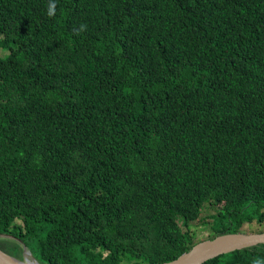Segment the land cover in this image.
<instances>
[{
    "label": "trees",
    "instance_id": "16d2710c",
    "mask_svg": "<svg viewBox=\"0 0 264 264\" xmlns=\"http://www.w3.org/2000/svg\"><path fill=\"white\" fill-rule=\"evenodd\" d=\"M48 3L0 0V249L159 264L204 204L205 239L262 222L264 0Z\"/></svg>",
    "mask_w": 264,
    "mask_h": 264
},
{
    "label": "water",
    "instance_id": "95a60500",
    "mask_svg": "<svg viewBox=\"0 0 264 264\" xmlns=\"http://www.w3.org/2000/svg\"><path fill=\"white\" fill-rule=\"evenodd\" d=\"M264 243V231L230 232L215 235L193 244L191 248L181 252L172 260L159 264H201L204 261L233 250H240ZM0 264H41L30 251L23 248L22 258H16L0 249Z\"/></svg>",
    "mask_w": 264,
    "mask_h": 264
},
{
    "label": "rangeland",
    "instance_id": "374dc122",
    "mask_svg": "<svg viewBox=\"0 0 264 264\" xmlns=\"http://www.w3.org/2000/svg\"><path fill=\"white\" fill-rule=\"evenodd\" d=\"M6 54L5 51L0 50L1 58L6 56ZM213 212V207L204 204L195 220L188 222L187 226H183L180 222V227L182 230L186 229L190 232L194 241L205 239L211 234L209 224L211 221L210 214ZM261 230L264 231V220L260 223H243V225L238 228V231L240 232H258Z\"/></svg>",
    "mask_w": 264,
    "mask_h": 264
},
{
    "label": "clouds",
    "instance_id": "9594fccd",
    "mask_svg": "<svg viewBox=\"0 0 264 264\" xmlns=\"http://www.w3.org/2000/svg\"><path fill=\"white\" fill-rule=\"evenodd\" d=\"M56 8H57V3H56V0H49V3H48V8H47V15L49 18H52L56 15ZM87 30V24L85 23H81L79 25L78 28H74L73 29V32L76 34V35H79L80 33L84 32ZM199 215V214H198ZM262 231V230H261ZM261 231H258V232H261ZM237 232H240V231H237ZM245 233V232H244ZM246 233H252V232H246ZM200 241V240H199ZM198 242V241H197ZM26 249V248H25ZM245 249V248H244ZM28 250V249H26ZM29 251V250H28ZM231 252V251H230ZM33 255V254H32ZM253 264H264V259H255L253 261Z\"/></svg>",
    "mask_w": 264,
    "mask_h": 264
}]
</instances>
